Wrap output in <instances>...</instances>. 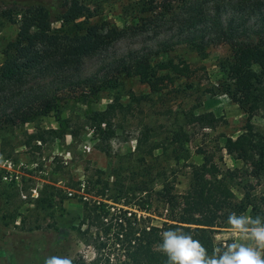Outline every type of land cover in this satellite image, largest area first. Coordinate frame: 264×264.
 I'll list each match as a JSON object with an SVG mask.
<instances>
[{
	"label": "rangeland",
	"instance_id": "obj_1",
	"mask_svg": "<svg viewBox=\"0 0 264 264\" xmlns=\"http://www.w3.org/2000/svg\"><path fill=\"white\" fill-rule=\"evenodd\" d=\"M79 1L91 8V22L129 28L122 38L85 58L86 73L99 71L102 75L110 61L144 49L163 58L166 52L162 47L167 43L168 47H176L169 55L180 63L188 61L196 74L188 81L190 86L179 80L161 95L150 93L149 87L135 77H122L119 92L124 103L132 102L133 108L125 116L114 118L115 133L106 141L94 130L88 115L105 109L118 93L116 89L102 90L86 101L80 88L77 94L66 95L60 116L52 113L0 136V264H44L51 256L92 260L96 248L84 241L79 231L86 198L149 215L154 224L161 225L164 218L158 214L164 216L166 210L158 201L156 189L167 185L179 200H184L194 165L215 166L216 174L227 179L237 199L249 195L258 201L264 195V170L259 168L258 173V165L237 158L225 147L227 138L236 139L248 120L264 140V109L249 119L226 93L212 92L225 77L224 64L232 58L229 45L212 44L206 56L174 45L183 38L180 21L142 11L143 0ZM5 5L0 1V64L3 50L17 37L20 18L17 14L13 18L5 16ZM23 6L27 5L10 4L14 13ZM148 17L153 23L140 28ZM53 26L60 27L61 22ZM253 67L261 69L258 63ZM132 93L148 96L137 102L132 101ZM189 112H212L217 120L190 123ZM147 127L154 135L146 142L143 133ZM49 129H59V133L50 134L45 142L27 143L31 133ZM177 132H183L184 139L176 140ZM151 146L156 147L152 153ZM116 170L123 176L127 190L126 199L119 203L98 196L102 180L112 184ZM115 190L106 193L113 195ZM150 193L155 212L140 211L139 205ZM40 197L48 201L38 203ZM262 212L264 207L258 204L257 209L249 206L240 214L264 217ZM215 239L221 250L233 242L255 246L253 241L239 237L230 225L220 227Z\"/></svg>",
	"mask_w": 264,
	"mask_h": 264
},
{
	"label": "trees",
	"instance_id": "obj_2",
	"mask_svg": "<svg viewBox=\"0 0 264 264\" xmlns=\"http://www.w3.org/2000/svg\"><path fill=\"white\" fill-rule=\"evenodd\" d=\"M0 1L8 7L3 11L5 16L20 15L17 37L3 50L0 64V136L52 113L60 116L66 95L77 94L80 88L86 101L102 90L116 89L118 93L105 109L88 115L94 130L106 141L115 133L114 118L125 116L133 108L132 102L124 103L119 92L122 77H135L149 87L150 93L161 95L179 80L190 86L188 81L196 74L188 61L180 63L169 55L176 47L167 43L162 47L166 52L163 58L144 49L110 61L102 75L99 71L88 74L83 69L85 58L122 38L128 27L91 22V8L79 0ZM11 3L27 6L14 13ZM142 11L180 21L183 38L173 43L176 46L206 56L212 44L229 45L232 58L224 64L225 77L213 87V94L226 93L249 119L264 109V0H143ZM54 22H61V26L54 27ZM151 23L148 17L140 28ZM254 63L261 69L254 68ZM147 96L131 94L132 101L137 102ZM207 119L213 122L217 117L212 112L187 114L190 123ZM59 125L63 126L62 121ZM151 130L147 127L143 133L146 142L154 135ZM58 133L59 129L31 133L27 143L45 142L47 136ZM182 139L184 133L177 132L176 140ZM225 147L237 158L258 165V173L259 168L264 170V140L251 120L236 139L227 138ZM155 148L151 146L150 153ZM116 174L112 184L102 180L98 196L119 203L126 199L127 190L121 173L116 170ZM114 189L113 195L106 193ZM155 194L166 210L164 216L158 214L164 218L161 225L154 224L149 215L101 199H84L79 231L84 241L95 246L96 256L88 262L73 257V264H167L159 244L161 233L169 229L190 233L212 255L218 249L215 233L229 225L230 213L238 215L249 206L257 209L258 204L264 207V195L258 201L249 195L237 199L227 179L218 177L215 166L207 165H194L184 200H179L167 185L156 189ZM152 197L150 193L138 209L154 213ZM46 201L38 198V203Z\"/></svg>",
	"mask_w": 264,
	"mask_h": 264
},
{
	"label": "clouds",
	"instance_id": "obj_3",
	"mask_svg": "<svg viewBox=\"0 0 264 264\" xmlns=\"http://www.w3.org/2000/svg\"><path fill=\"white\" fill-rule=\"evenodd\" d=\"M227 223L239 237L253 241L255 246L233 242L209 255L190 233L169 229L161 233L159 251L167 256V264H264V217L232 212ZM44 264L73 262L68 256H51L45 259Z\"/></svg>",
	"mask_w": 264,
	"mask_h": 264
}]
</instances>
